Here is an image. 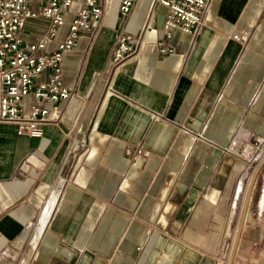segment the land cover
Returning <instances> with one entry per match:
<instances>
[{"label":"crops","instance_id":"0c3cea01","mask_svg":"<svg viewBox=\"0 0 264 264\" xmlns=\"http://www.w3.org/2000/svg\"><path fill=\"white\" fill-rule=\"evenodd\" d=\"M29 1L33 10L46 2ZM100 3L101 21L64 56L74 98L59 124L34 137L0 123V264H223L246 177L230 145L264 137V0H210L202 32L175 29L167 55L159 6L142 47L116 71L117 32L136 44L152 0L126 19L121 0ZM82 5L74 0L48 50ZM47 25L29 19L27 40Z\"/></svg>","mask_w":264,"mask_h":264},{"label":"built area","instance_id":"2783aa9c","mask_svg":"<svg viewBox=\"0 0 264 264\" xmlns=\"http://www.w3.org/2000/svg\"><path fill=\"white\" fill-rule=\"evenodd\" d=\"M138 0H121L119 13L128 18ZM74 0H46L39 10H33L29 0H0V123L17 125L19 135L41 137L44 126L59 124L64 114L63 102L72 101L73 90L62 80V65L67 52L74 51L82 32L90 31L104 15L100 0H83L68 23L64 39L52 50L48 44L54 40L66 23V13ZM210 0H152L144 29L132 43L124 30L117 32L111 49L110 67L116 71L124 62L138 53L143 38L149 30L159 6L167 8L163 37L159 41L162 54H171L174 47L170 40L175 29L196 38L205 26V14ZM42 17L48 20L42 38L35 42L22 39L29 19ZM54 113V116H53ZM80 113L72 119L67 135L78 128ZM75 144L73 150L84 146ZM230 149L237 150L246 161L245 175L251 167L264 161V137L248 140L234 138ZM131 153V150H127ZM142 153L139 145L134 156ZM81 154L78 155V158ZM239 186L237 198L242 192ZM237 198L234 205L237 204Z\"/></svg>","mask_w":264,"mask_h":264},{"label":"rangeland","instance_id":"374dc122","mask_svg":"<svg viewBox=\"0 0 264 264\" xmlns=\"http://www.w3.org/2000/svg\"><path fill=\"white\" fill-rule=\"evenodd\" d=\"M26 26L22 39L27 40ZM255 176V182H254ZM254 182V186L252 184ZM249 195H248V194ZM264 161L248 170L244 185L238 199L237 214L230 224L228 235V251L223 264H264ZM248 195V204L245 207ZM244 217L242 220V216ZM242 220V222H241ZM239 240L235 254L233 249L237 236ZM233 256V257H232Z\"/></svg>","mask_w":264,"mask_h":264},{"label":"bare ground","instance_id":"6f19581e","mask_svg":"<svg viewBox=\"0 0 264 264\" xmlns=\"http://www.w3.org/2000/svg\"><path fill=\"white\" fill-rule=\"evenodd\" d=\"M54 201H55V198H52V199L49 201L47 207L45 208V211H44V218H43V221H44V222H43V225H44L46 219L48 218V216H49L50 213H51V210H52V207H53ZM263 205H264V194H263Z\"/></svg>","mask_w":264,"mask_h":264},{"label":"water","instance_id":"95a60500","mask_svg":"<svg viewBox=\"0 0 264 264\" xmlns=\"http://www.w3.org/2000/svg\"><path fill=\"white\" fill-rule=\"evenodd\" d=\"M254 182H255V176H254ZM254 182L252 181V184H253V186H254ZM248 194V193H247ZM249 195V194H248ZM248 195H247V199H246V203H245V207L247 206V204H248ZM243 217H244V213H243V216H242V220H243ZM242 220H241V222H242ZM238 240H239V234H238V236H237V240L235 241V245H234V249H233V255L235 254V250H236V248H237V243H238ZM233 257V256H232ZM233 263V260H232V258H231V260H230V264H232Z\"/></svg>","mask_w":264,"mask_h":264}]
</instances>
